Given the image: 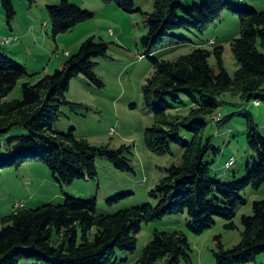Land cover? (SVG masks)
Here are the masks:
<instances>
[{"label": "trees", "instance_id": "obj_1", "mask_svg": "<svg viewBox=\"0 0 264 264\" xmlns=\"http://www.w3.org/2000/svg\"><path fill=\"white\" fill-rule=\"evenodd\" d=\"M102 1L115 3L130 14L143 13L134 0ZM154 4V12L143 13L148 32L142 43L155 69L144 87V98L156 121L146 130L145 141L156 154H171L173 145L183 149L181 163L168 168V175L151 192L160 199L158 206L147 204L107 216L98 213L96 199L66 196L60 205L48 203L15 211L2 219L0 264H19L21 260L36 264H113L118 251H136V235L144 222L185 213L195 233L211 228L216 217L226 221L227 230H235L236 210L246 204L242 193L264 185V137L251 115H247V137L256 159L246 178L232 183L211 180L212 163L206 159L211 151L218 155L220 150L212 145L211 138H205L208 122L217 116L220 99L226 93L239 94L246 102H264V11L234 6L229 0H205L192 6H185L181 0H154ZM3 6L12 19L16 14L12 1L3 0ZM224 10L238 14L241 22L240 37L231 45L238 65L234 78L225 68L222 46L213 51L199 47L176 61L152 56L175 31L204 34ZM49 12L55 36L94 17L68 0L50 6ZM109 49L108 43L87 39L61 70L44 76L37 84L25 83L23 99L13 102L4 100L19 81L30 75L22 65L0 53V139L8 137L15 127L27 130L26 135L7 138L10 155L0 157V170L19 160H39L49 167L61 187L77 180H96L98 156L108 158L119 170H132L126 157L132 155L131 147L112 150L92 146L77 139L74 129L66 135L57 124L63 106H78L66 99L73 79L82 75L91 84L104 86L96 75L94 60L107 58ZM213 56L216 67L209 62ZM183 95L189 98V114L169 116ZM214 122L223 125L227 119ZM242 221L244 231L238 245L225 250L218 238V250L214 252L217 264H251L264 255V200L255 202L254 214L243 216ZM189 250L183 233L157 232L141 258L132 264H179L183 257L189 259ZM123 262L130 264L128 260Z\"/></svg>", "mask_w": 264, "mask_h": 264}, {"label": "rangeland", "instance_id": "obj_2", "mask_svg": "<svg viewBox=\"0 0 264 264\" xmlns=\"http://www.w3.org/2000/svg\"><path fill=\"white\" fill-rule=\"evenodd\" d=\"M15 15L9 18L8 11L0 0V53L12 58L29 72L28 77L17 84L4 100L13 102L23 99L25 83L37 84L44 76L61 70L70 57L76 55L89 38L110 45L107 58H96V75L103 87L88 82L84 76L71 81L66 99L78 106H63L62 117L57 123L59 130L68 135L72 129L75 137L96 147L119 150L123 146L132 149L127 155L132 170H119L106 157L96 159L98 178L77 180L72 185L61 187L56 183L52 171L39 160L17 161L0 170V228L2 219L15 211L36 209L45 204H63L66 196L83 200H97L100 215L112 216L134 207L151 204L157 207L160 199L151 196L161 181L168 175L167 169L182 161L183 149L172 146V153L161 155L151 152L145 141V132L155 125V115L147 108L144 87L154 75L151 60L145 56L142 43L148 32L143 13L155 10L154 0H134L136 8L143 13H127L115 3L102 0H68L94 17L77 25L74 29L55 36L51 24L50 6L62 0H11ZM185 6L202 4L205 0H181ZM232 5L246 9L264 11V0H229ZM112 30V34H111ZM241 22L238 14L224 10L221 16L200 34L195 30H179L168 37L163 46L152 56L160 60L176 61L202 47L210 51L224 48L225 68L231 77L238 70L232 52V42L240 37ZM178 37V38H176ZM183 38L184 40H180ZM216 67L215 56L209 60ZM218 71V70H217ZM246 102L239 94L226 93L220 99L215 113L227 119L223 125L209 121L205 138L220 150L211 151L207 161L212 163L211 180L232 183L247 177L255 164L256 153L248 144V118L251 115L260 134L264 137V102ZM189 98L181 102L168 114L171 117L189 114ZM218 122V121H217ZM27 130L15 127L8 137L23 136ZM0 139V157H8L7 138ZM235 159L232 168L227 163ZM246 204L236 210L235 230L225 228L226 221L215 218V224L203 233H195L189 227L187 213L165 216L160 220L144 222L136 235L138 244L134 253L118 251L113 264H130L138 261L157 232L183 233L188 239L189 259L183 257L179 264H217L214 252L218 250V238L225 250H230L242 240L243 216L254 214V203L264 200V185L259 189L247 188L242 193ZM19 264H36L21 260ZM158 264H165L160 261ZM264 264V255L255 263Z\"/></svg>", "mask_w": 264, "mask_h": 264}, {"label": "bare ground", "instance_id": "obj_3", "mask_svg": "<svg viewBox=\"0 0 264 264\" xmlns=\"http://www.w3.org/2000/svg\"><path fill=\"white\" fill-rule=\"evenodd\" d=\"M111 33H112V31H111ZM258 105L260 104V103H257ZM218 119H221L220 117H216V120H218ZM232 161V160H231ZM231 161H229L228 163H227V165H226V167L228 168V165H229V163L231 162ZM234 164H231L230 166H229V168L230 167H232Z\"/></svg>", "mask_w": 264, "mask_h": 264}, {"label": "built area", "instance_id": "obj_4", "mask_svg": "<svg viewBox=\"0 0 264 264\" xmlns=\"http://www.w3.org/2000/svg\"><path fill=\"white\" fill-rule=\"evenodd\" d=\"M258 105V104H257ZM221 119H218V120H215V121H220ZM231 164H235V159L234 160H232L230 163H229V165H228V168H229V166L231 165ZM227 168V169H228Z\"/></svg>", "mask_w": 264, "mask_h": 264}, {"label": "crops", "instance_id": "obj_5", "mask_svg": "<svg viewBox=\"0 0 264 264\" xmlns=\"http://www.w3.org/2000/svg\"><path fill=\"white\" fill-rule=\"evenodd\" d=\"M141 9V8H140ZM112 31V30H111ZM112 34V33H111ZM258 107H260L261 106V104L260 105H257Z\"/></svg>", "mask_w": 264, "mask_h": 264}]
</instances>
